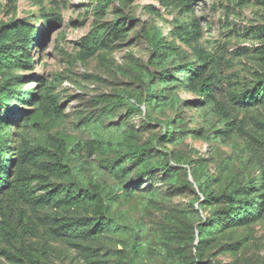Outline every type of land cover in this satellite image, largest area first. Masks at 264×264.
<instances>
[{"label": "rangeland", "instance_id": "374dc122", "mask_svg": "<svg viewBox=\"0 0 264 264\" xmlns=\"http://www.w3.org/2000/svg\"><path fill=\"white\" fill-rule=\"evenodd\" d=\"M14 21L0 264H264V0H0Z\"/></svg>", "mask_w": 264, "mask_h": 264}, {"label": "trees", "instance_id": "16d2710c", "mask_svg": "<svg viewBox=\"0 0 264 264\" xmlns=\"http://www.w3.org/2000/svg\"><path fill=\"white\" fill-rule=\"evenodd\" d=\"M110 1V0H105ZM117 2H123L125 0H116ZM149 7V6H148ZM36 29L26 22L14 21L9 24H0V70L14 66H24L27 62L26 58H29V46L25 43L29 37L36 33ZM42 34L39 30L38 34ZM96 34V31L93 32ZM175 34V33H174ZM173 34V39L168 41L165 39L164 35L158 31L149 32L144 30V36L147 44L151 48V52L158 59L166 58L177 53L175 36ZM22 47V50H20ZM91 50L95 49V42L89 43ZM182 70L186 69L188 72L193 71L196 73L198 67H194L193 64H185ZM10 83L6 82L0 84V129L5 127L4 122L8 119L11 112L14 111L13 100L20 98L22 92L15 90L10 87ZM154 83L150 81L149 88L146 93V100L149 98H156L159 94L154 88ZM208 92H214L218 86L208 84ZM171 124H168L167 132L164 136L165 141L170 139L173 134V130L170 128ZM9 153L8 141L5 137L0 138V190L7 184V175L10 169V159L7 158ZM211 199V195L205 194V201ZM73 230H78V224H72Z\"/></svg>", "mask_w": 264, "mask_h": 264}]
</instances>
